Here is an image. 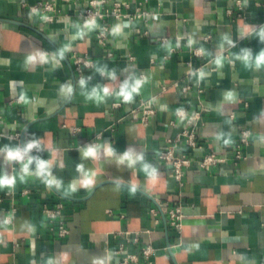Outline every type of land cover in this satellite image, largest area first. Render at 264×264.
Instances as JSON below:
<instances>
[{
	"label": "crops",
	"instance_id": "1",
	"mask_svg": "<svg viewBox=\"0 0 264 264\" xmlns=\"http://www.w3.org/2000/svg\"><path fill=\"white\" fill-rule=\"evenodd\" d=\"M39 1L0 0V177H15L0 186V264H120L117 231L137 235L124 251L139 264H264V0H117L125 13L146 15L111 20L104 46L100 21L88 27L79 14L89 0H56L45 25L27 10ZM74 55L91 60L83 79ZM125 86L129 101L120 95ZM141 105L154 109L147 124L119 120ZM180 110L199 113L190 125L194 149L168 141L185 127ZM244 128L250 135L234 165ZM168 147L195 159L214 151L227 162L184 168L179 183L156 158ZM18 148L29 154L15 165L6 151ZM89 148L94 156L85 155ZM41 161L49 166L38 175ZM55 201L65 237L42 212ZM174 205L183 213L180 234L162 214ZM146 244L149 260L140 253Z\"/></svg>",
	"mask_w": 264,
	"mask_h": 264
},
{
	"label": "built area",
	"instance_id": "2",
	"mask_svg": "<svg viewBox=\"0 0 264 264\" xmlns=\"http://www.w3.org/2000/svg\"><path fill=\"white\" fill-rule=\"evenodd\" d=\"M63 2L67 3L71 0H62ZM237 4H241L240 0H236ZM56 0H43L39 1L35 4L28 5L27 10L33 14H36L41 22V24L45 25L52 21L53 14L56 13ZM125 6L127 3L124 1H117V0H89L87 5L79 12V14L83 18V24L88 25L90 22L94 24L96 21H100V28L96 33L97 42L102 46L105 45V41L107 38V33L109 31V23L111 20H118L122 17H128L132 19L134 17H144L146 15L143 11H138L134 15H130L125 13ZM165 40V38H163ZM201 52L200 49H194L193 53L195 55H199ZM111 52H107V56H111ZM74 70L76 71L78 78L83 79L85 69L90 67L91 60L87 57L82 55H74ZM102 76H105L104 73H101ZM145 75L144 73H139L136 79V85L141 84L144 80ZM139 82V83H138ZM124 98H122V101ZM122 101H116L112 103L113 108H119L122 104ZM142 106V105H141ZM139 106L133 107L130 109L128 113L120 117L119 120H130V121H139L143 124H147L150 120V117L154 114V109L152 107L146 106ZM177 115L183 118L185 127L181 129L180 133H178L177 137L174 139H168L169 142L177 143L180 140L185 141V144L189 148H196L198 147L197 143V134L193 127H190L194 121L199 118V113L196 112L193 115L186 116L184 111L180 110L177 112ZM0 123H1V116H0ZM78 128L71 129V133H77ZM250 132L247 128H244L240 131L238 142L235 144V149L232 153V163L236 165L238 161L243 158L241 152V145L248 142ZM5 136V133L0 131V137ZM7 136V135H6ZM8 137L14 139L17 137L16 133L9 134ZM100 135H96L89 142V146L95 147L98 144V140ZM15 150H19L22 154L21 160H10L13 164L18 165L24 162L29 152L25 149L18 148ZM8 151V150H7ZM6 151V152H7ZM156 158L159 161H162L166 164L172 166V173L174 178L181 183L183 177V170L184 168H188L194 166L195 169L199 170H211L213 167L218 165H222L227 162V157L224 155L217 154L214 151H210L199 159H195L192 156L188 155L187 153H176L171 147L166 149L160 150L156 153ZM27 191L24 190L22 193H26ZM6 196H11L10 191L5 192ZM162 209V214L166 218L168 226L173 230L175 233L180 234L182 229V219L183 213L181 210L180 205L174 206H165ZM16 209L14 206L11 207L9 212L4 216L5 222H10ZM42 212L44 213L45 218L56 227V234L59 237H65L69 233V229L66 225V219L63 214V204L61 201H55L53 203H46L42 206ZM150 213L153 216L158 215V210L156 208H151ZM157 219V218H156ZM155 219V221H157ZM53 228H51L52 230ZM53 231V230H52ZM115 236L122 238V241L118 243V247L116 249L117 254H121L120 257V264H139V258L136 254L127 253L124 251V247L126 243H136L138 241L137 235L131 233L130 231H117L114 233ZM154 249L151 245L146 244L145 246L141 247L140 253L143 258L149 260Z\"/></svg>",
	"mask_w": 264,
	"mask_h": 264
},
{
	"label": "clouds",
	"instance_id": "3",
	"mask_svg": "<svg viewBox=\"0 0 264 264\" xmlns=\"http://www.w3.org/2000/svg\"><path fill=\"white\" fill-rule=\"evenodd\" d=\"M92 24L91 22L88 24V27H91ZM29 59H35V57H30ZM41 59H45V57H41ZM259 62H264V54H262L260 57H259V60H258V63ZM83 83V81L81 82ZM139 83V82H138ZM104 93L107 94L109 92V89L108 88H104ZM133 91H135V89H133ZM120 95L123 96L124 100L125 101H129L131 99V93L129 91H127V86H125V89H122ZM35 145L30 143L27 145V148L30 150L31 148H33ZM85 155L87 156H94L95 155V151L91 148H89L87 150V152L85 153ZM6 157L7 159L9 160H21L23 157H22V154L19 150H8L6 152ZM125 159H129L131 160V157L128 155V154H125ZM30 163V161H29ZM48 163L47 162H44V161H41L39 163V169H40V172H38L37 174L40 175L42 172L46 171L47 168H48ZM24 171L27 172L28 171V165L25 164L24 165ZM152 179L155 180L156 177H155V173L153 172L152 173ZM15 183V177H0V186H12L13 184ZM52 183H56L55 180L52 181ZM93 183V179L91 176H88L86 177L83 181H82V184L83 186L85 187H88L89 185H91Z\"/></svg>",
	"mask_w": 264,
	"mask_h": 264
}]
</instances>
